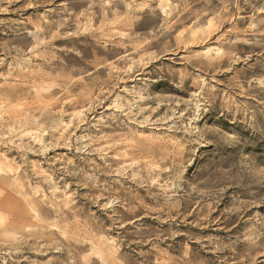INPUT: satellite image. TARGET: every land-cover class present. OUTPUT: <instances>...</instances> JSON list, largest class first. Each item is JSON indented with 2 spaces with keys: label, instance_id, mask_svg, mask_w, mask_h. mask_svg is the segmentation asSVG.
I'll use <instances>...</instances> for the list:
<instances>
[{
  "label": "rangeland",
  "instance_id": "obj_1",
  "mask_svg": "<svg viewBox=\"0 0 264 264\" xmlns=\"http://www.w3.org/2000/svg\"><path fill=\"white\" fill-rule=\"evenodd\" d=\"M0 264H264V0H0Z\"/></svg>",
  "mask_w": 264,
  "mask_h": 264
}]
</instances>
